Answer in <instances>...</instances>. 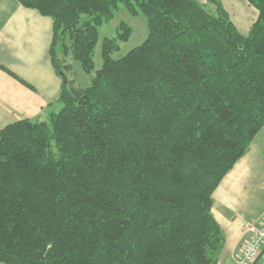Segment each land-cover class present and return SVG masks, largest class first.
<instances>
[{
    "label": "trees",
    "instance_id": "1",
    "mask_svg": "<svg viewBox=\"0 0 264 264\" xmlns=\"http://www.w3.org/2000/svg\"><path fill=\"white\" fill-rule=\"evenodd\" d=\"M19 1L53 19L61 88L47 119L0 128V262L218 264L213 194L264 127V0L247 34L219 0ZM120 5L148 35L114 58L120 23L97 68Z\"/></svg>",
    "mask_w": 264,
    "mask_h": 264
},
{
    "label": "crops",
    "instance_id": "2",
    "mask_svg": "<svg viewBox=\"0 0 264 264\" xmlns=\"http://www.w3.org/2000/svg\"><path fill=\"white\" fill-rule=\"evenodd\" d=\"M219 1L247 34L259 10L249 0ZM52 40L50 16L19 0H0V128L24 118L45 120L59 108L61 78L51 59ZM213 197V213L226 235L218 264L237 263L245 222L264 218V127Z\"/></svg>",
    "mask_w": 264,
    "mask_h": 264
},
{
    "label": "rangeland",
    "instance_id": "3",
    "mask_svg": "<svg viewBox=\"0 0 264 264\" xmlns=\"http://www.w3.org/2000/svg\"><path fill=\"white\" fill-rule=\"evenodd\" d=\"M122 22L126 23L132 28V33L127 41L120 42V49L119 51L113 54L114 58H118L126 54L132 48L141 44L147 37L148 25H147L146 16L142 13L138 15H133L124 5H120L119 9L115 13V16L108 23L100 27L99 42L97 44L95 51V64L97 68H99L102 64L101 46L103 39L106 36L115 35L117 27ZM67 62L72 64L73 66L72 75L76 78V80L81 84L84 85L88 84L89 83L88 77L81 69L79 62H74V60L71 57L67 58ZM245 224L243 226V233L245 231ZM232 264H237V263H232Z\"/></svg>",
    "mask_w": 264,
    "mask_h": 264
},
{
    "label": "built area",
    "instance_id": "4",
    "mask_svg": "<svg viewBox=\"0 0 264 264\" xmlns=\"http://www.w3.org/2000/svg\"><path fill=\"white\" fill-rule=\"evenodd\" d=\"M244 236L237 263L264 264V218L260 222H246Z\"/></svg>",
    "mask_w": 264,
    "mask_h": 264
}]
</instances>
